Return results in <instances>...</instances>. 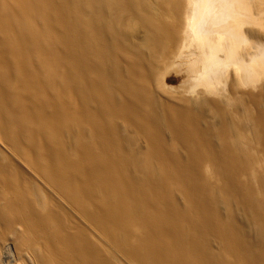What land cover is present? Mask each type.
<instances>
[{
    "label": "bare ground",
    "instance_id": "bare-ground-1",
    "mask_svg": "<svg viewBox=\"0 0 264 264\" xmlns=\"http://www.w3.org/2000/svg\"><path fill=\"white\" fill-rule=\"evenodd\" d=\"M0 264H264V0H0Z\"/></svg>",
    "mask_w": 264,
    "mask_h": 264
},
{
    "label": "rangeland",
    "instance_id": "rangeland-1",
    "mask_svg": "<svg viewBox=\"0 0 264 264\" xmlns=\"http://www.w3.org/2000/svg\"><path fill=\"white\" fill-rule=\"evenodd\" d=\"M169 58H170V60L169 61H171V60H173V61H178V68H181V69H178L180 72H174V74L173 75H181V74H183V70L185 69V67H187V66H185L186 65V63L182 60L183 59V57H174V56H172V55H170L169 56ZM179 61H180V63H179ZM185 63V64H184ZM181 64H183L184 66H182ZM172 67V69H174L175 68V66L173 65V66H171ZM177 68V67H176ZM184 81V78H181L180 79V81H179V83H181V82H183Z\"/></svg>",
    "mask_w": 264,
    "mask_h": 264
}]
</instances>
